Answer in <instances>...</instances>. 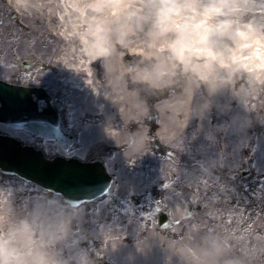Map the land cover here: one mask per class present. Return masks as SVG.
<instances>
[{
  "label": "clouds",
  "instance_id": "1",
  "mask_svg": "<svg viewBox=\"0 0 264 264\" xmlns=\"http://www.w3.org/2000/svg\"><path fill=\"white\" fill-rule=\"evenodd\" d=\"M101 7L86 32L101 58L114 60L118 48L137 41L148 53L132 62L128 81L158 91L191 88V116L203 115L210 98L224 91L247 108L254 98L264 106V0H112ZM202 89L206 95L196 102ZM136 143L133 136L129 144ZM0 211V264H96L78 243L84 236L74 226L77 209L42 195L22 207L0 204ZM98 236L105 242V230ZM167 248L169 261L174 254L179 264L257 260L223 230H198Z\"/></svg>",
  "mask_w": 264,
  "mask_h": 264
},
{
  "label": "bare ground",
  "instance_id": "2",
  "mask_svg": "<svg viewBox=\"0 0 264 264\" xmlns=\"http://www.w3.org/2000/svg\"><path fill=\"white\" fill-rule=\"evenodd\" d=\"M107 2H112V0H0L1 12L11 11L15 16V11L11 10L10 7L12 5L21 15L14 23L9 24L12 35L20 30L35 35L51 33L57 35L54 38L57 40H54L55 42H62L56 51L50 52L49 50L48 53H46L48 48L45 44L44 52L46 55L43 53L42 57H57L59 69L52 68L51 64L48 66L54 70L55 81L59 86H57L55 93L62 95L64 101V104L63 102L59 104V108L55 105L60 112L59 115H62L64 126L67 124L65 116L69 118L71 112L66 111V103L72 99L73 95L69 96L68 92H63V89L64 87L70 88L68 85L70 82L75 83V86L79 88L82 87L80 86L81 83H85L82 91H84L83 95L86 96L87 101H81L80 111L68 120L69 124L78 121L79 127L82 125L79 129L70 130L76 137L75 141L66 147H61L59 144L49 141L46 143V149L54 151L58 155H70L80 158L91 141L96 146L97 140L101 142L109 140L117 145L114 147V151L105 158V169L107 173L113 176L111 185L106 193L92 200L91 207H104L110 203L113 195H116L121 189L127 190L130 188L132 179H135V177L140 176L146 181L151 178L147 173L148 171L158 168L163 169V166L166 172L171 170L170 164L165 160L162 161L163 164L159 163L158 165H148V163L145 164L146 161L131 162L129 160V155L132 153H134L132 155H136L135 153L142 152V154H152L153 157L167 155L165 151L158 149L156 142L150 139L152 134L160 139L166 147L171 148L175 142L181 140L183 134L191 131L193 127H197L194 132L195 135L202 137L204 141H211V145L214 144L211 137L209 139L206 137L209 132L206 118L207 110L203 115L191 116L190 114L193 96L191 88L180 90L179 86L173 87L174 89L171 87L159 91L160 93L156 95L158 100H155L140 87L142 84L128 81L125 74L131 73L132 62L137 61V58L143 60L148 55L140 41L127 48H118L114 60L101 58L98 46L89 42L86 32L92 27L93 19L102 11L101 6ZM3 19V16L0 15V56L6 57L9 53L6 45L11 42L7 43V40L2 37L8 30V23ZM52 45L54 46V42ZM61 72H63L61 77L64 76V78L58 79L57 76ZM132 78L136 79L135 76ZM2 81L4 82V80ZM143 86L151 89L147 85ZM75 89L77 90V88ZM151 90L153 91V89ZM205 95L206 92L203 89L200 90L196 94V102H201ZM210 99L211 103L208 108L217 106L220 110L219 117L213 120L215 126H219V119L229 115L232 105L238 99L228 91L217 93ZM153 100L156 101L155 106ZM245 109V106L241 104L232 111L234 123L240 126L245 124ZM97 112L101 115L95 116ZM155 114L158 117L156 121L150 119L152 116L154 118ZM154 126L157 127L155 130H153ZM3 129L13 135H23L19 131ZM133 136L137 138V143L130 145L129 141ZM222 136L221 149L223 154H220L223 158L222 163L227 169L237 171L239 166L233 164V153L240 154L242 151L241 138L239 134H236L232 139V143H230L227 128ZM113 157L114 161L112 160ZM118 157L122 160L121 164L116 163L115 159H118ZM233 174L235 177V173ZM28 204L30 202L24 203V205ZM16 206L22 207L20 204H16ZM73 206L72 208L77 209L80 213L77 218L78 221L82 220L80 217L85 211L86 214H89V206L82 203ZM182 208L183 205L176 202L177 212L183 213L184 209ZM4 214L3 211H0V217ZM77 220L74 222V226ZM103 221H106V219H103ZM103 221L99 220L97 221L98 225H93L91 239L97 244H99V241L102 242V246L106 248L107 256L110 260H113L114 255L108 252L111 248V245L107 244L109 241L104 242L98 236L100 230H104L106 225L103 224ZM118 222L129 225V235L134 241L132 249H128L130 251L127 255L128 260L125 261L126 264H173L174 257L171 255L169 261V249L167 247L177 246L186 238L197 233L196 228L193 227L182 240H175L167 237L147 217L139 218L131 215L122 219L119 218ZM81 232L85 235L83 241H85L84 245L86 246L88 234L85 230Z\"/></svg>",
  "mask_w": 264,
  "mask_h": 264
},
{
  "label": "flooded vegetation",
  "instance_id": "3",
  "mask_svg": "<svg viewBox=\"0 0 264 264\" xmlns=\"http://www.w3.org/2000/svg\"><path fill=\"white\" fill-rule=\"evenodd\" d=\"M15 13L16 17L13 12L9 11L8 13L12 23L19 17L18 13ZM31 34L20 30L15 35L2 36L7 40V43H11L6 45V49L9 50L8 55L0 60V78L8 85L28 89L27 98L34 105L42 106L44 104L41 99V91L49 94L57 104H60L61 96L55 93L56 88L51 87L50 76L47 80L42 78L48 70L55 74L54 70L48 66L49 64L52 68L59 69L57 57L46 58L42 57V53L36 52L37 38H31ZM62 73L58 75L60 76ZM100 115L101 113L98 112L95 114V116ZM150 118L156 121L158 117L155 114L154 118L153 116ZM0 125L8 130L19 131L23 134L20 136L33 145L38 146L41 143L40 138L30 132L16 130L4 124ZM67 128L68 130L73 129L72 127ZM155 129L156 126L153 127V130ZM152 136L153 134L150 139L156 142L158 149L165 151L166 154L174 152L176 145L180 143L177 141L171 148H168L160 139H154ZM96 144L97 146L94 142L90 143L82 156L87 160L93 156L108 157L116 146L108 140L102 142L97 140ZM183 145L185 147V144ZM243 175H245L244 171L240 173L241 178L234 177V174L231 175L235 183L233 186L229 183V174L225 173L215 175L217 176L215 182L199 180L195 182V193L187 197L184 179L180 181L177 176L172 178L164 176V174L158 176L153 173L150 179L142 183L139 182L127 194L124 193V190H120L116 195H113L110 203H114L120 208L122 214H126V210H128L134 216L147 217L167 237L175 240H182L193 227L197 231L223 230L230 235L231 242L241 252L246 253L251 250L256 254L257 260L254 263L264 264V192H254L253 195H250L249 190L252 191V188L249 186L251 183L248 180L242 182ZM176 202L183 205V213L177 212ZM91 203L92 200L83 204L93 208L90 206ZM127 203L135 206V213L132 207H127ZM160 222H162L161 226H159ZM108 237V235L105 236V238ZM110 240L109 237L106 241ZM94 243V248L99 247V244ZM80 246L85 249L89 247L85 246L84 242ZM89 252L97 259H95L96 264H122L105 256H99L95 254V251L89 250ZM172 256L174 257L173 264H179V257L174 254Z\"/></svg>",
  "mask_w": 264,
  "mask_h": 264
},
{
  "label": "rangeland",
  "instance_id": "4",
  "mask_svg": "<svg viewBox=\"0 0 264 264\" xmlns=\"http://www.w3.org/2000/svg\"><path fill=\"white\" fill-rule=\"evenodd\" d=\"M9 11H6L5 13L1 12L0 9V15L3 16V20H6V23H8V35H12L11 28H9V24L12 23L11 20H9L8 16ZM21 15L19 14V17ZM1 22V21H0ZM14 23V22H13ZM4 35H6V33ZM31 34V33H30ZM51 33H47L45 35L38 34V35H32L31 38L36 37L37 43H36V52L43 53L44 52V46L47 45V52L50 50L56 51L57 48V40L54 41V38L52 37ZM54 42V46L52 43ZM46 55V54H45ZM3 57L0 56V60ZM50 76L51 79V87L57 88L58 84L55 81V74L51 72V70H48L47 74H44L42 76L43 79H48ZM59 76V75H58ZM59 87V86H58ZM172 89H174L172 87ZM63 92L69 94V96L73 95L72 99L69 100V102L66 103V111H71L69 118L65 116L67 124L65 126L69 128H76L79 129V122L77 123L73 122L72 124H69L68 120H70V117L75 116V113L77 114L81 109V101H87V98L83 93H79L78 91L74 89H70L68 87H64ZM62 97V95H60ZM59 98V101L64 104L63 98ZM264 102V101H262ZM81 104V105H80ZM242 103L238 100L235 104L232 105L231 111H229V115L227 117H223L219 119V126H215V120L220 115L219 108L216 107H210L206 111V118H207V127H208V136L211 137L214 144L211 145V141L206 140L204 141L202 137L196 136L195 131L197 127H193L191 131L188 133L183 134L180 143L176 145L175 151L167 153L166 156L162 157H153L152 154L147 155L146 153L140 152L135 153L136 155H129V160L131 162L138 161H146L145 164L148 163V165H158L159 163L163 164V160L167 161L170 164V171L166 172V169L158 168L152 171H148L147 173L151 176L153 173L158 176H161V174H164V176L172 177V178H179L180 181L184 179L185 182V194L187 197L192 196L195 191L196 187L195 182L199 180H207L211 182H215L217 180L218 173L221 174H229V183L231 186H233L235 183L233 182V179L231 178V175L235 173V177H240V173L242 171L245 172V175L242 177V182H247L248 180L250 184V188H252V191L249 190L250 195H253L254 192H264V106H257V99L254 98L251 101V107L247 108L245 105V124L243 126H240L239 124L234 123V118L232 116V111L237 108L238 105H241ZM243 105V104H242ZM216 108L219 111H216ZM85 109V108H84ZM151 119V118H150ZM226 122V123H225ZM225 123V124H224ZM225 126L228 129V136L230 139V143H232V139L236 134H239L241 138V148L242 151L240 154L233 153L234 163L236 166H239L237 171H234L232 169H227L224 167L225 165L222 163L223 158H221L220 154L222 153L221 144L223 142V132H225ZM239 131V133H238ZM207 135V134H206ZM79 141V140H78ZM80 142V141H79ZM91 141L90 143H92ZM46 143L42 142L43 148L46 149ZM185 144V147L184 145ZM179 146V147H177ZM232 146V144H231ZM49 151V150H48ZM114 161V157L112 158ZM116 163L119 162L122 163L118 157L116 158ZM236 160V161H235ZM148 161V162H147ZM239 164V165H238ZM234 166V167H236ZM235 169V168H233ZM161 171V172H160ZM160 173V174H159ZM217 173V174H216ZM144 180L139 176L135 177V179H132L131 185L129 189H121L124 190V193H128L133 188H135L139 182L142 183ZM246 189V185H245ZM17 193H20L19 195ZM47 195L50 197H54L62 202V198L46 189H42L41 187L25 181L21 178H18L14 175H5L0 171V203L6 204L13 200V202L16 204L24 205V203H31L33 199L37 196ZM63 203V202H62ZM66 204V203H65ZM70 208L72 206L66 204ZM127 207L133 209V212L135 213V206L133 204H126ZM75 209V208H73ZM89 214H86V211L82 213L80 219L81 221L76 222L75 229L77 232L81 233L84 238L85 235L81 232L82 230H85L88 234V238L86 240L87 250H91L92 252L95 251V254L105 256L109 259L107 256L106 248L102 246V242L99 241V247H95V241L91 239V232L92 228H94L93 225H98L99 220L103 221V219H106V221H103V224H106L104 227V230L106 234L111 238L107 244L111 245V248L108 252H111L114 257L113 261L120 262L122 264L127 262L129 254L128 249H132L133 240L129 235L130 227L127 224H120L118 222L119 218L122 219L123 217H129L132 214L131 211H127L126 214H122L120 212V208H118L114 203H108L104 207H93L89 208ZM139 217V216H134ZM142 218V217H139ZM82 222V223H81ZM122 232V233H121ZM108 237V238H109ZM108 238H105V241L108 240ZM84 239L78 241L79 244L85 242ZM101 240V239H100ZM98 241V240H97ZM101 246V247H100ZM82 247V246H81ZM107 249V250H108ZM90 253V252H89ZM126 264V263H125Z\"/></svg>",
  "mask_w": 264,
  "mask_h": 264
},
{
  "label": "water",
  "instance_id": "5",
  "mask_svg": "<svg viewBox=\"0 0 264 264\" xmlns=\"http://www.w3.org/2000/svg\"><path fill=\"white\" fill-rule=\"evenodd\" d=\"M28 93L26 88L0 80V121L39 134L42 139H54L66 147L71 137L65 133L59 111L50 97L41 91V99L46 105L39 109L28 100ZM48 156L40 148L0 131L2 172L15 174L58 193L72 205L108 191L112 176L99 159L86 162L58 154Z\"/></svg>",
  "mask_w": 264,
  "mask_h": 264
}]
</instances>
